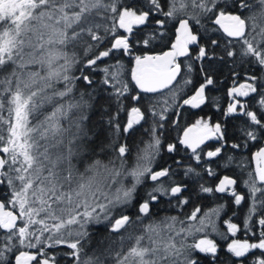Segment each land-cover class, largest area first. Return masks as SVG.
<instances>
[{"label": "snow or ice", "instance_id": "1", "mask_svg": "<svg viewBox=\"0 0 264 264\" xmlns=\"http://www.w3.org/2000/svg\"><path fill=\"white\" fill-rule=\"evenodd\" d=\"M222 255L264 264V0H0V264Z\"/></svg>", "mask_w": 264, "mask_h": 264}, {"label": "trees", "instance_id": "2", "mask_svg": "<svg viewBox=\"0 0 264 264\" xmlns=\"http://www.w3.org/2000/svg\"><path fill=\"white\" fill-rule=\"evenodd\" d=\"M210 95H212L213 97L218 98L220 100V102L223 103V91H216V92L211 93ZM210 102H212V101H210ZM210 111H211V113H214L215 109L212 108V107H209V110L207 111V113L209 115H211ZM192 119H194V118H192ZM187 120H189V117H188V115L186 113L185 114V121H187ZM172 135L174 136L175 133H172ZM167 158H168L167 155H165V159H167ZM202 203L204 205H207L208 201H203ZM241 238H244V237H241ZM220 243L223 244L224 242L220 241ZM224 261H225V257L222 255L221 258H220V264H224Z\"/></svg>", "mask_w": 264, "mask_h": 264}, {"label": "flooded vegetation", "instance_id": "3", "mask_svg": "<svg viewBox=\"0 0 264 264\" xmlns=\"http://www.w3.org/2000/svg\"><path fill=\"white\" fill-rule=\"evenodd\" d=\"M211 103V102H210ZM209 110V107H206L205 108V112H207ZM210 113H211V111H210ZM212 114V113H211ZM206 201H208V200H206ZM211 201H208V203H207V205H205V206H209V205H211ZM230 214V213H229ZM227 217H224V218H222V220L221 221H218L217 222V224H218V227L221 229V230H224V225H223V219H226Z\"/></svg>", "mask_w": 264, "mask_h": 264}]
</instances>
